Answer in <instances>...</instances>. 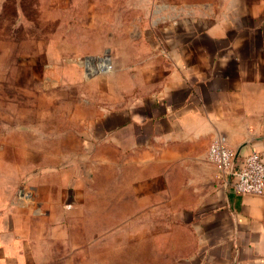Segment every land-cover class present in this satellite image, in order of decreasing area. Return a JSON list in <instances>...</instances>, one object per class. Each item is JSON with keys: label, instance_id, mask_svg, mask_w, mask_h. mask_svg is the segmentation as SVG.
Listing matches in <instances>:
<instances>
[{"label": "crops", "instance_id": "crops-1", "mask_svg": "<svg viewBox=\"0 0 264 264\" xmlns=\"http://www.w3.org/2000/svg\"><path fill=\"white\" fill-rule=\"evenodd\" d=\"M216 138L264 162V0H0V264L113 224L137 256L264 264V192L218 178Z\"/></svg>", "mask_w": 264, "mask_h": 264}, {"label": "rangeland", "instance_id": "rangeland-1", "mask_svg": "<svg viewBox=\"0 0 264 264\" xmlns=\"http://www.w3.org/2000/svg\"><path fill=\"white\" fill-rule=\"evenodd\" d=\"M105 52L103 51L98 57L95 59H90L86 61L83 59L81 61V66L79 65V71L75 67H71L70 69L77 71L79 74L83 75V82H87L89 79H93L95 77H103L111 73L113 69V65L106 63L105 61H99L100 59H105ZM108 55V53H107ZM96 60V61H93ZM70 67V66H69ZM107 68V70H106ZM103 80L98 82V85L101 83L103 85ZM73 83L72 81L70 82ZM132 225V224H130ZM129 225V226H130ZM100 231L104 234L105 225H100ZM114 228L111 229L107 234L106 239H98L95 243V253L90 252L88 244H84V241L81 240V250L80 253H73L71 250V242H77L76 239L78 236V232L75 230L73 233L69 235V246L67 243L60 244L57 243L55 246H50L49 250L53 255L58 257L57 262L54 264H168L169 258L168 256H150V255H142L137 256V241L134 238L136 234L134 231L136 229L135 224L130 226H124L120 229L119 226L113 224ZM82 227V226H81ZM84 228V229H83ZM83 230L85 234L89 233L88 224L83 225ZM124 231V235L123 232ZM136 232V231H135ZM128 237V238H126ZM105 238V234H104ZM102 240V242H101ZM147 247L145 248V253L147 252Z\"/></svg>", "mask_w": 264, "mask_h": 264}, {"label": "built area", "instance_id": "built-area-1", "mask_svg": "<svg viewBox=\"0 0 264 264\" xmlns=\"http://www.w3.org/2000/svg\"><path fill=\"white\" fill-rule=\"evenodd\" d=\"M208 161L218 178L224 179L235 194H263L264 162L258 153H250L237 165L234 151L225 145L222 138H216L209 145Z\"/></svg>", "mask_w": 264, "mask_h": 264}, {"label": "water", "instance_id": "water-1", "mask_svg": "<svg viewBox=\"0 0 264 264\" xmlns=\"http://www.w3.org/2000/svg\"><path fill=\"white\" fill-rule=\"evenodd\" d=\"M86 60L88 61V60H90V59L88 58V59H86ZM93 61H94V60H93Z\"/></svg>", "mask_w": 264, "mask_h": 264}]
</instances>
